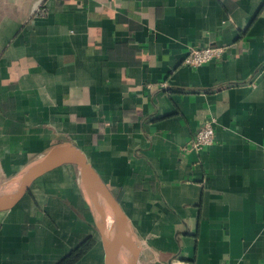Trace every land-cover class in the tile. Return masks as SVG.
Segmentation results:
<instances>
[{"label": "crops", "instance_id": "obj_1", "mask_svg": "<svg viewBox=\"0 0 264 264\" xmlns=\"http://www.w3.org/2000/svg\"><path fill=\"white\" fill-rule=\"evenodd\" d=\"M205 46L223 59L184 64ZM211 118L214 142L186 149ZM63 141L121 203L141 264H264V0H0V180ZM76 169L0 212V264H56L88 236L78 264H108Z\"/></svg>", "mask_w": 264, "mask_h": 264}, {"label": "water", "instance_id": "obj_2", "mask_svg": "<svg viewBox=\"0 0 264 264\" xmlns=\"http://www.w3.org/2000/svg\"><path fill=\"white\" fill-rule=\"evenodd\" d=\"M65 165H73L78 170L82 193L100 233L108 264H119L118 245L127 251V264H141V246L124 208L92 165L87 154L70 141L59 142L48 148L16 179L0 188V212L19 208L25 203L39 178ZM97 201L109 207L114 215L115 238L107 231L96 208Z\"/></svg>", "mask_w": 264, "mask_h": 264}, {"label": "built area", "instance_id": "obj_3", "mask_svg": "<svg viewBox=\"0 0 264 264\" xmlns=\"http://www.w3.org/2000/svg\"><path fill=\"white\" fill-rule=\"evenodd\" d=\"M42 11L43 10L38 9V12ZM225 53V46L193 47L184 59V64L189 66H200L211 61H219L223 59ZM215 122L216 120L214 118L207 120L198 130L186 149L201 150L205 146L211 145L215 139Z\"/></svg>", "mask_w": 264, "mask_h": 264}, {"label": "trees", "instance_id": "obj_4", "mask_svg": "<svg viewBox=\"0 0 264 264\" xmlns=\"http://www.w3.org/2000/svg\"><path fill=\"white\" fill-rule=\"evenodd\" d=\"M95 245L96 241L94 237L88 236L81 243L72 248L56 264H78V262H80L94 248Z\"/></svg>", "mask_w": 264, "mask_h": 264}, {"label": "bare ground", "instance_id": "obj_5", "mask_svg": "<svg viewBox=\"0 0 264 264\" xmlns=\"http://www.w3.org/2000/svg\"><path fill=\"white\" fill-rule=\"evenodd\" d=\"M96 208L106 225L107 231L115 238V220L112 211L99 201L96 202Z\"/></svg>", "mask_w": 264, "mask_h": 264}, {"label": "rangeland", "instance_id": "obj_6", "mask_svg": "<svg viewBox=\"0 0 264 264\" xmlns=\"http://www.w3.org/2000/svg\"><path fill=\"white\" fill-rule=\"evenodd\" d=\"M74 169H76V167L74 166ZM77 170V169H76ZM78 173V172H77ZM77 176H78V174H77ZM3 180H0V188L1 187H3V186H5V185H7V184H9V182H6V181H3ZM37 182V181H36ZM38 182H40V181H38ZM36 185L38 184V183H35ZM34 184V185H35ZM33 188V187H32ZM32 192V191H31ZM32 194V193H31Z\"/></svg>", "mask_w": 264, "mask_h": 264}]
</instances>
